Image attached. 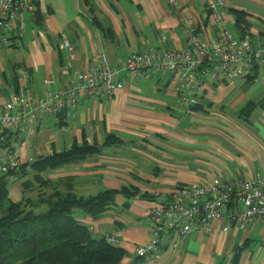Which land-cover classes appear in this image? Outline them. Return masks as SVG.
Returning a JSON list of instances; mask_svg holds the SVG:
<instances>
[{
	"label": "crops",
	"instance_id": "obj_1",
	"mask_svg": "<svg viewBox=\"0 0 264 264\" xmlns=\"http://www.w3.org/2000/svg\"><path fill=\"white\" fill-rule=\"evenodd\" d=\"M176 1L35 0V10L23 15L25 35L0 48V106L19 88L25 69L34 98L40 99L45 78H54L50 89L62 88L99 53L111 64L119 63L133 52L158 46L162 35L166 48L183 46L186 18L193 17L206 37L214 36L206 0ZM223 3L221 11L234 35L256 41L264 34V0ZM238 17L245 19V29L237 25ZM64 37L73 50L71 68L66 67ZM124 82L110 100L82 97L74 111L44 115L34 125H25L20 135L6 132L8 142L0 146V157L23 143L35 161L86 142L97 147L80 161L44 169L40 179L33 169L24 176L18 170L9 178L15 200L39 201L56 189L87 196L134 188L146 196L118 193L96 218L76 212L96 236L115 238L126 251L123 264H264L262 220L237 225L218 219L177 246L171 231L150 261L135 252L151 240L147 213L159 202L157 194L213 177L243 180L264 166V66L244 78L209 82L198 110L180 105L165 82L126 77ZM248 102L255 107L245 120L239 111Z\"/></svg>",
	"mask_w": 264,
	"mask_h": 264
},
{
	"label": "built area",
	"instance_id": "obj_2",
	"mask_svg": "<svg viewBox=\"0 0 264 264\" xmlns=\"http://www.w3.org/2000/svg\"><path fill=\"white\" fill-rule=\"evenodd\" d=\"M169 2L177 3L176 0ZM223 4V0H206L212 38L197 30L193 17L186 18L183 46L166 48V37L162 35L158 46L133 52L119 63L111 64L104 53H99L62 88L50 89L54 78H45V94L40 99L34 98L29 70H23L19 88L0 106V143L7 141V131L20 135L25 125H34L44 115L57 116L63 111L76 110L82 97L110 100L124 88L125 77L165 82L177 94L180 105L190 110L202 104L209 82L221 84L250 75L257 67L264 66V34L256 41L234 35L227 28V19L221 11ZM34 10L35 0H0V48L10 47L16 36L25 35L23 15ZM62 42L66 67L71 68L74 57L71 44L65 37ZM33 161L23 143L19 150H10L0 157V172L8 174L23 163L28 165ZM157 195L159 202L147 213L151 240L135 251L145 261L157 257L161 240L171 231L173 245L177 246L191 233L209 229L218 219L237 225L264 221V166L243 180L213 177L207 182H193L171 193ZM107 240L116 243L113 236H107Z\"/></svg>",
	"mask_w": 264,
	"mask_h": 264
},
{
	"label": "trees",
	"instance_id": "obj_3",
	"mask_svg": "<svg viewBox=\"0 0 264 264\" xmlns=\"http://www.w3.org/2000/svg\"><path fill=\"white\" fill-rule=\"evenodd\" d=\"M245 24V19L238 17L237 25ZM254 107V103L248 102L239 116L249 119ZM7 142L8 138L0 146ZM96 151L97 147L87 142L73 145L28 165L23 163L18 170L24 176L33 169L40 179L44 169L80 161ZM18 170L8 174L0 172V264H123L126 251L109 242L107 236H96L88 225L77 219L76 212L96 218L113 205L118 193L133 198L139 195L137 189H106L87 196L56 189L39 201L13 200L8 184Z\"/></svg>",
	"mask_w": 264,
	"mask_h": 264
},
{
	"label": "rangeland",
	"instance_id": "obj_4",
	"mask_svg": "<svg viewBox=\"0 0 264 264\" xmlns=\"http://www.w3.org/2000/svg\"><path fill=\"white\" fill-rule=\"evenodd\" d=\"M12 182H10L9 181V187H10V196H11V198L13 199V200H15L16 199V194H15V190H13V187H12V184H11Z\"/></svg>",
	"mask_w": 264,
	"mask_h": 264
}]
</instances>
